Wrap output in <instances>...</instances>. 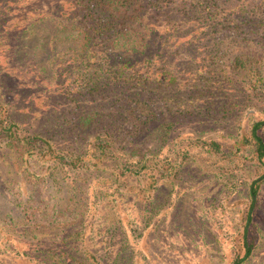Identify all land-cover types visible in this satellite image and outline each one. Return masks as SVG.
Masks as SVG:
<instances>
[{"label": "rangeland", "instance_id": "obj_1", "mask_svg": "<svg viewBox=\"0 0 264 264\" xmlns=\"http://www.w3.org/2000/svg\"><path fill=\"white\" fill-rule=\"evenodd\" d=\"M234 1L216 25L148 13L162 37L121 57L147 86L121 88L115 106L74 82L72 0H0V264H233L245 230L243 264H264V180L251 194L264 173L251 138L264 122V0ZM40 14L52 20L30 27ZM230 15L252 22L236 30ZM242 52L254 73L232 64ZM129 96L148 103L144 116ZM84 115L95 118L81 128ZM11 125L52 149L18 153Z\"/></svg>", "mask_w": 264, "mask_h": 264}, {"label": "trees", "instance_id": "obj_2", "mask_svg": "<svg viewBox=\"0 0 264 264\" xmlns=\"http://www.w3.org/2000/svg\"><path fill=\"white\" fill-rule=\"evenodd\" d=\"M223 1L232 2L231 5L234 8L239 7L234 0H72L71 16L67 17L63 23L64 25L69 23L65 26L70 27H64L63 30L68 28L69 38L79 43L80 47L75 50L74 59L81 61V72H78L79 76L75 78L74 82L81 86V90L88 92L87 95L89 96L96 94L108 96L113 94L110 103L117 106L119 100H121V95H124L119 91L121 88L144 90L147 86L146 80L141 78L134 79L132 76L127 75L126 69L131 66L130 59L122 60L121 57L122 53L129 57L144 54L145 49L148 48V38L150 36L162 37L159 33H155V26H145L144 20L148 13L157 14L159 17L165 16L168 24L172 23V26L175 22L174 16L177 15L176 17L178 18V14L183 12L190 14L192 19L193 17L204 18L208 19L211 25H216L215 15L218 13L217 10L224 4ZM257 5L253 1L249 6L255 8ZM240 6H244L246 9L248 7L244 4ZM39 16L43 17L38 20L33 19L29 23L30 27L36 26L37 23L44 22L46 19L52 20L51 17L44 14ZM237 16L230 15L225 21L230 26L236 27V30H240L241 18L244 17ZM243 21L252 22L246 18ZM222 24L225 25V22ZM253 24L251 25L252 28H254ZM252 32L255 31H249L248 33ZM196 37H198V34H194V39ZM111 57H115V59L108 68H104L101 62L98 67L89 68L91 59L103 60V62L107 63L104 60H109ZM232 64L240 72L248 71L249 73H254L255 71V69L253 70V65L250 64L248 55L244 52L235 56ZM80 96H82V92L71 100L76 101ZM128 98H131V96ZM131 100L135 103V107L126 109L130 111L131 115L144 116L148 112L149 105L146 101L132 98ZM122 106L125 107L126 105ZM97 114L99 113L92 115L96 117ZM85 116L80 117V120H82L80 123L81 128L89 126L95 118L91 115ZM72 122L69 123L74 125V122ZM16 126L18 125H11L8 129H4V134L10 139L9 145L18 153H30L33 149H39L40 151L52 149L50 141L44 138V135L40 133L27 134ZM263 126L264 122L255 123L252 127L251 138L256 147L257 159L264 169V140L259 133ZM101 149L103 150V147ZM35 179L41 181V179ZM262 180H264V173L252 184L251 194L253 197L256 196L257 186ZM253 206L254 201L252 202V208ZM251 218L252 216L249 213V221H251ZM244 244V256L241 258L237 257L233 264H243L251 255L252 247L247 243V230H245Z\"/></svg>", "mask_w": 264, "mask_h": 264}, {"label": "flooded vegetation", "instance_id": "obj_3", "mask_svg": "<svg viewBox=\"0 0 264 264\" xmlns=\"http://www.w3.org/2000/svg\"><path fill=\"white\" fill-rule=\"evenodd\" d=\"M253 201H255V200L253 199Z\"/></svg>", "mask_w": 264, "mask_h": 264}]
</instances>
